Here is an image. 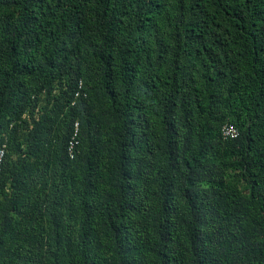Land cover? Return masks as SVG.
I'll return each mask as SVG.
<instances>
[{
    "label": "trees",
    "instance_id": "16d2710c",
    "mask_svg": "<svg viewBox=\"0 0 264 264\" xmlns=\"http://www.w3.org/2000/svg\"><path fill=\"white\" fill-rule=\"evenodd\" d=\"M2 151L0 264H264V0H0Z\"/></svg>",
    "mask_w": 264,
    "mask_h": 264
},
{
    "label": "built area",
    "instance_id": "2783aa9c",
    "mask_svg": "<svg viewBox=\"0 0 264 264\" xmlns=\"http://www.w3.org/2000/svg\"><path fill=\"white\" fill-rule=\"evenodd\" d=\"M223 132L226 137H237L239 134L238 130L234 126L224 127ZM3 156H4V151H2L0 154V167H1Z\"/></svg>",
    "mask_w": 264,
    "mask_h": 264
}]
</instances>
